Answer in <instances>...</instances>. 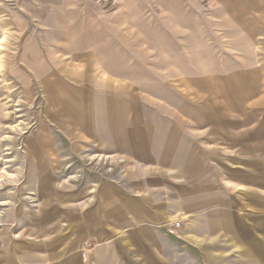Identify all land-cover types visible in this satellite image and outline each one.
Returning <instances> with one entry per match:
<instances>
[{
    "label": "rangeland",
    "instance_id": "rangeland-1",
    "mask_svg": "<svg viewBox=\"0 0 264 264\" xmlns=\"http://www.w3.org/2000/svg\"><path fill=\"white\" fill-rule=\"evenodd\" d=\"M199 116L203 126L187 123ZM138 119L162 134L146 139L141 164L156 141L176 147L180 119L206 152L187 180L212 195L215 219L169 220L166 263L242 264L236 231L264 218V0H0V229L131 171L103 124ZM227 208L232 235L220 226L184 254L181 235Z\"/></svg>",
    "mask_w": 264,
    "mask_h": 264
},
{
    "label": "crops",
    "instance_id": "crops-1",
    "mask_svg": "<svg viewBox=\"0 0 264 264\" xmlns=\"http://www.w3.org/2000/svg\"><path fill=\"white\" fill-rule=\"evenodd\" d=\"M140 119L133 123L103 124L107 139L108 134L113 138L111 142L107 141V146L123 151L126 156L122 158L126 162L121 170L129 165L131 171L123 170V175L119 177L116 174L99 177L87 193L78 189L72 196V206L47 210L43 214L35 211L24 223L16 217L14 223L9 224L11 228L4 226L0 229V264H90L91 260H95L96 264L169 263H166V255L162 251V245L169 241L163 226L169 220H180L183 215L196 217L193 215L198 212L200 218L209 217L205 210L208 211L206 206L213 202L212 195L199 197L197 191L191 189L201 185L197 186L196 181L189 184L187 180L190 177L188 174L196 168L195 155L202 156L206 152H200L195 143L179 130L184 123L180 119L178 131L173 132L172 137L168 136L169 140L175 141L176 147L165 152L156 141L155 152L149 155L154 160L141 164L144 158L139 152L142 153L140 149L145 148L146 139L161 137L162 134L159 122H139ZM186 120L187 123L203 126L208 118L199 116ZM148 127H152L154 133L146 134L145 128ZM134 128L142 129L144 133L138 135ZM141 135L144 138L141 139ZM133 143L134 146H131ZM137 162L141 165L133 170ZM225 195L223 204L229 202L228 193ZM257 214L263 215L261 211ZM211 217L215 215L211 213ZM218 218L219 224L214 218L207 226L191 227L189 232L181 235V251L186 254L185 246H194L198 235L211 236L220 226L224 235H232L229 208L222 211ZM236 232H239L246 249L242 264H264V218L256 217V223L251 225L241 223Z\"/></svg>",
    "mask_w": 264,
    "mask_h": 264
},
{
    "label": "built area",
    "instance_id": "built-area-1",
    "mask_svg": "<svg viewBox=\"0 0 264 264\" xmlns=\"http://www.w3.org/2000/svg\"><path fill=\"white\" fill-rule=\"evenodd\" d=\"M179 228H180V222L177 220L175 222H172L170 225V229L177 230Z\"/></svg>",
    "mask_w": 264,
    "mask_h": 264
}]
</instances>
